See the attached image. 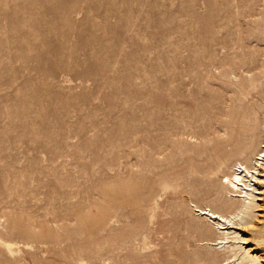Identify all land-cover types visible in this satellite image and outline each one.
Returning <instances> with one entry per match:
<instances>
[{"label":"rangeland","instance_id":"rangeland-1","mask_svg":"<svg viewBox=\"0 0 264 264\" xmlns=\"http://www.w3.org/2000/svg\"><path fill=\"white\" fill-rule=\"evenodd\" d=\"M247 109L264 0H0V264L226 263L194 207L229 212ZM262 181L237 230L260 264Z\"/></svg>","mask_w":264,"mask_h":264},{"label":"bare ground","instance_id":"bare-ground-1","mask_svg":"<svg viewBox=\"0 0 264 264\" xmlns=\"http://www.w3.org/2000/svg\"><path fill=\"white\" fill-rule=\"evenodd\" d=\"M243 115L245 124L242 131L231 133L224 141L231 148V152L237 156L231 172L222 177L221 183L227 193V199L222 205L229 209V212L222 213L209 207L205 209L194 207L198 215L205 216L219 234L215 242L207 246H213L218 249L217 251L220 250L226 254L231 252L224 264H260L261 261L259 257L251 255V252L246 250L243 246L246 240L237 230L254 226L256 212L259 208L257 202L261 193L258 187L264 177V113L258 117L261 121V128L257 139L253 134L258 122L256 114L247 109ZM131 186L134 189V185ZM121 188L107 187L104 195L108 200L116 201L120 196L124 198L123 195L130 194L131 191L129 192L128 189L131 187ZM0 246L8 253L13 250L6 242L0 241Z\"/></svg>","mask_w":264,"mask_h":264}]
</instances>
